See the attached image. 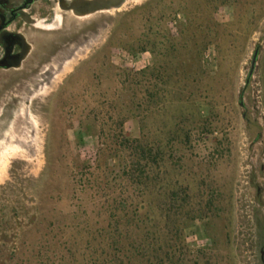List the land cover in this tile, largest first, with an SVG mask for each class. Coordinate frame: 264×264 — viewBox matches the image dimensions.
I'll list each match as a JSON object with an SVG mask.
<instances>
[{
	"label": "rangeland",
	"instance_id": "obj_1",
	"mask_svg": "<svg viewBox=\"0 0 264 264\" xmlns=\"http://www.w3.org/2000/svg\"><path fill=\"white\" fill-rule=\"evenodd\" d=\"M150 3L151 17L135 15L137 37L146 24L157 23L177 38L195 11L186 0H123L115 10L86 17L59 8L50 17L33 16L31 80L21 79L8 91L1 85L0 262L76 264L81 259L84 237L78 232L93 225L98 205L83 166L96 167L104 136L120 129L126 109L118 96L127 75L154 65L150 51L131 53L115 33L125 14ZM235 3L220 5L215 22L235 25L251 4L260 19L253 28H232L239 36L236 48L224 53L223 77L215 85L220 105L215 134L206 141L195 134L190 150L179 148L184 161L176 163L184 174L180 182L187 172L218 194L214 208L220 215L198 219L186 229V240L199 249L214 248V264H264V0ZM220 48L225 49L222 43ZM202 63L210 74L219 71L217 45L209 46ZM11 94L17 95L14 103ZM197 107L202 118H209V101L200 100ZM123 129L132 138L141 136L138 118L125 119ZM213 236L219 237L216 246Z\"/></svg>",
	"mask_w": 264,
	"mask_h": 264
},
{
	"label": "trees",
	"instance_id": "obj_2",
	"mask_svg": "<svg viewBox=\"0 0 264 264\" xmlns=\"http://www.w3.org/2000/svg\"><path fill=\"white\" fill-rule=\"evenodd\" d=\"M186 1L195 11L177 38L157 23L146 24L140 36L134 35L135 15L145 12L151 17L153 3L125 14L115 33L119 45L131 53L150 51L154 65L127 75L118 96L120 100L124 97L121 102L126 109L120 129L104 136L97 166H83L93 179L89 190L98 198V205L93 225L86 224L78 232L84 241L80 242L83 254L79 261L74 260L76 264H214V248H196L186 240L185 231L198 219L214 212L220 215L214 208L218 194L205 190L204 182L187 172L180 182L179 176L184 174L177 167L184 159L178 151L190 150L197 133L205 141L215 134L220 106L215 85L223 77L224 53L236 48L239 36L232 28H253L260 18L251 4L235 25L224 28L213 15L224 3L236 5L235 0ZM129 43L139 47H128ZM211 45L219 49V71L215 74L207 72L202 63ZM200 100L209 101L211 106L207 119L198 111ZM130 118L140 120L139 138L124 134L123 122ZM259 139L257 134L255 140ZM218 238H211L214 246ZM78 241L76 238L77 244H73L79 245ZM13 261L8 258L0 264Z\"/></svg>",
	"mask_w": 264,
	"mask_h": 264
},
{
	"label": "flooded vegetation",
	"instance_id": "obj_3",
	"mask_svg": "<svg viewBox=\"0 0 264 264\" xmlns=\"http://www.w3.org/2000/svg\"><path fill=\"white\" fill-rule=\"evenodd\" d=\"M80 1L82 0H0V93L3 92L1 89L4 85H7L8 91L21 79L31 80L33 16L50 17L56 9H62V4L72 6ZM48 20L49 18L46 21ZM20 71L24 74L21 78L17 74ZM252 76L248 75V80ZM11 95L9 99L14 103L13 97L17 95Z\"/></svg>",
	"mask_w": 264,
	"mask_h": 264
},
{
	"label": "water",
	"instance_id": "obj_4",
	"mask_svg": "<svg viewBox=\"0 0 264 264\" xmlns=\"http://www.w3.org/2000/svg\"><path fill=\"white\" fill-rule=\"evenodd\" d=\"M123 0H82L79 3H75L72 6H64L62 4L61 8L66 11H72L75 16L86 17L96 13L111 11L119 8ZM33 21H31V24ZM259 57V49L254 53L251 62L250 77L253 75L255 68L257 66V60ZM249 80H247V84Z\"/></svg>",
	"mask_w": 264,
	"mask_h": 264
},
{
	"label": "built area",
	"instance_id": "obj_5",
	"mask_svg": "<svg viewBox=\"0 0 264 264\" xmlns=\"http://www.w3.org/2000/svg\"><path fill=\"white\" fill-rule=\"evenodd\" d=\"M178 18L180 17L179 15L177 16ZM178 26V21L177 20H175L173 23H172V28H173V30L174 31H176V27ZM130 62L131 63H134L133 65L134 66H137V61H136V58H132V59H130ZM136 62V63H135ZM147 63H149V61L147 62Z\"/></svg>",
	"mask_w": 264,
	"mask_h": 264
}]
</instances>
